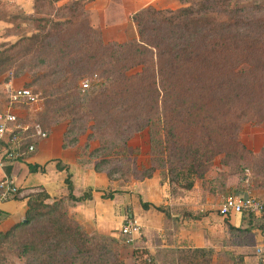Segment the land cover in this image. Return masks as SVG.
Instances as JSON below:
<instances>
[{"label": "trees", "instance_id": "1", "mask_svg": "<svg viewBox=\"0 0 264 264\" xmlns=\"http://www.w3.org/2000/svg\"><path fill=\"white\" fill-rule=\"evenodd\" d=\"M71 1L80 4L82 0ZM233 1L181 0L182 6L175 10L141 9L130 17L137 36L122 43L103 42L86 21L72 31L73 22L57 20L55 15L35 19L33 34L22 39L29 42L23 56L35 50L41 54L42 59L30 69H46L32 81L34 86L44 83L37 87L42 92L38 97L42 112L36 125L46 133L56 123L68 121L62 147H74L84 129L80 112L86 107L94 133L87 136L84 148L90 140H98L99 147L89 157L96 161L95 171L104 172L110 183L118 170L107 169L108 160L99 159L100 154L114 147L126 149L128 141L144 130L152 149L161 157L167 155L158 158L157 165L178 171L172 183L181 189L191 190L194 180L202 178L218 156L225 165L231 160L237 165L245 162L264 181V147L253 158L254 153L237 136L241 120L254 116L264 124V11L256 17L258 8L249 10L238 6L245 0L232 5ZM13 27L6 28L11 35H3L9 41L17 38ZM11 60L1 53L0 67ZM86 73L93 74L98 84L77 94V82ZM76 95L80 102L74 112L70 106ZM27 145L22 143L21 149ZM28 170L36 173L38 167L28 166ZM154 170L149 168L140 178L150 179ZM65 184L69 194L51 203L43 190L28 196L24 220L0 232V244L15 240L20 253L32 258L27 264H66L60 254L62 243L87 239L65 206L89 196H72L69 174ZM113 193L102 198L111 200ZM141 207L166 211L150 203ZM252 230L253 226L229 227L231 234L247 242L253 240ZM73 247L76 253L70 261H77L81 258L77 245Z\"/></svg>", "mask_w": 264, "mask_h": 264}, {"label": "rangeland", "instance_id": "2", "mask_svg": "<svg viewBox=\"0 0 264 264\" xmlns=\"http://www.w3.org/2000/svg\"><path fill=\"white\" fill-rule=\"evenodd\" d=\"M50 1L51 0H32L34 6L32 10H35L33 15H30V17L18 16L11 23L12 25L10 28L14 26L12 31L19 39L16 38L15 41L8 40L0 42V54L5 52V54L12 59L10 65L0 67L1 105L6 103L5 86L7 84H11L12 87L18 89L27 88L32 92H37V96L39 98L41 97L42 92L41 90H38L37 87L42 86L44 83L34 86L32 85V81L34 75H41L45 73L46 69L45 67L30 69L38 63L39 59H42L41 54L35 50L31 52L30 55L23 56V51L29 47V42L22 38H24L23 36H31V34H33L34 28L37 26L34 22L35 19L47 18V16L55 15L57 20H70L73 22L74 26L71 27L72 31L78 30L80 24L84 21H86L87 24L89 23L88 13L85 8L88 3L93 0H82L80 4H73L74 2L71 0H62L58 3H51ZM234 1L232 2V5L234 4ZM3 2L1 3L2 5L5 4ZM180 5L182 6L181 0ZM238 6L249 10L258 8L259 11L256 13V17H259L264 11V0H245L244 2L238 3ZM12 9L14 8L12 7ZM12 9L9 11L5 10L4 15L7 17L8 14H14L15 10ZM67 27L68 26H66V28ZM6 31L7 29L4 30L3 35L9 33ZM96 32L105 43H122L137 36V29L132 20L129 25L121 26L120 29H108L102 32ZM11 34L12 33H9L8 35ZM12 42L15 43L13 44ZM22 64H24L23 69ZM84 82L88 84V89L86 90H90L93 85L98 84V79L93 74L86 73L77 82V94H83L86 92V90L83 91L82 88ZM98 88L99 87H95V89ZM79 102V96L76 95L70 109L77 112V109L75 108ZM29 108H32L33 110ZM17 112H20L21 123L29 125L30 127L29 131L26 133L24 132L25 134L23 133L26 140L24 139L20 142V148H22V143L24 142L28 144L24 148H28L29 145L36 142L35 138L30 139L31 137L29 136L31 133L29 134V132L33 131V126H37L35 122L37 120V115L42 112V103L39 101V103L30 107H20ZM86 113L87 108L84 107L80 112V115L84 118V122H82L84 129L79 132V140H85V137L87 138L88 135L94 133V130L90 129L92 124L89 122ZM228 119L234 122V119L231 118V116H229ZM238 125V140L248 150L254 153L253 158H257L259 151L264 147V124L257 123L254 116H250L244 119V121H239ZM67 126L68 121L58 122L53 125L49 131L46 130V135L52 133L53 130H62L64 127L66 131ZM9 135L10 133L8 136ZM11 137L12 136L10 135L8 138ZM28 139L30 140L27 141ZM83 146H85V142H83ZM98 147V140L92 139L88 143V148L84 149L87 153H90L89 150L93 151ZM158 158H167V155L161 157L158 155V151L152 149L147 130L135 134L128 141L126 149L114 147L110 152H102L99 157V159L108 160V164H106L107 169L118 170V172L112 176V188L108 189V193L106 192L105 195L110 192L117 193L119 192V188L123 187H127L128 190H130L133 183L146 180L140 178L142 173L151 167L155 168L150 179L155 180L157 186L162 189V200L159 201L158 199L159 191H156L155 193L154 190L152 191L150 199L158 203L157 207L164 208L166 211L162 213L150 208L149 214L163 216V225L166 227L164 228L166 231L168 229L169 231H174L173 229L176 224L175 219L172 218L174 215H179L181 219H186L187 221H196L193 220V218H198L197 220H199L203 215L209 212L219 215L221 204L225 198L229 196L237 194L243 195L246 192H249L250 197L260 201L261 199L258 195L264 194V181L255 177L251 172L250 167L245 162L237 165L236 160H231L225 165L222 156H218L214 159L212 166L204 173L203 177L194 180L192 189L184 190L172 183L179 172L176 171L172 173L171 171H168L170 165H165L164 167L157 165L158 161L156 160H158ZM37 192H41V190L35 188L28 196ZM126 194L128 205L125 217L127 218L129 214H132V216L140 222L139 217L142 213L141 210H143L141 207V196L134 194L133 191H127ZM61 198L62 197L54 200L50 199L49 202L51 203ZM70 204L71 202H67V205L65 206L67 210L70 208ZM166 212L169 213L168 216H166ZM188 216H191L192 219ZM244 216L246 217V220H251V224L258 226H262L263 224L262 215L258 217H249L244 214ZM70 218L75 220L73 216H70ZM139 224L141 226V231L133 242H129L127 238L122 237L119 234V230L110 235H101L97 232H92L91 229L81 227L87 239L80 242L76 238H73L75 242L69 240L62 243V251L60 254L63 257H61L66 264H84V262L85 264H106L114 261H120L122 264H238L237 260L233 259L230 253L224 255L219 254L216 256L209 251L186 248L178 249L174 246H170V244H168L170 247L166 246L167 248L165 250L158 248V251L150 254L147 249H144L145 247L141 243L144 240L145 229L142 228L141 223ZM167 224H170L171 227L168 228ZM149 235V238H154L152 233ZM148 236H146V238ZM151 238L150 240H152ZM9 242V244H0V264H27L28 262H31L32 258L26 257L25 254L20 253L15 240H10ZM75 245H77V253L81 259L70 261V258H74L76 253V249L73 247ZM35 258L36 257L33 259ZM60 262L62 261H59V263Z\"/></svg>", "mask_w": 264, "mask_h": 264}, {"label": "crops", "instance_id": "3", "mask_svg": "<svg viewBox=\"0 0 264 264\" xmlns=\"http://www.w3.org/2000/svg\"><path fill=\"white\" fill-rule=\"evenodd\" d=\"M2 2L5 4L2 5ZM147 7L178 9L181 5L180 0H93L88 3L85 10L88 13L89 25L94 30L102 32L108 29L117 30L121 26L129 25L131 15ZM32 8V0H0V42L9 40L3 36V33L6 28L10 27L11 22L18 16H32L34 13ZM11 9L15 10V13L8 14L6 17L5 10ZM1 104L0 102V109H6L7 103ZM19 108L15 107L13 111L21 121L20 112H17ZM64 132L65 127L62 130H53L45 138L35 139L36 142L32 144L33 152H27V148L21 149L22 156L19 159L4 164L0 178L4 175L12 178L18 187V195L0 203V232H5L24 220L28 195L35 188L45 191L51 200L67 196L69 191L65 180L68 174L72 196L75 199L83 198L85 195L89 196L86 201L71 203L68 209L69 215L73 216L82 227L91 229L92 232L110 235L119 230L126 218L127 191H133L134 194L141 196L142 203H152L158 206V203L151 200L150 196L153 190L155 193L159 191L158 199L161 201L162 189L153 179L133 183L130 190L127 187L119 188V192L113 193L111 200L103 199L102 196L108 193V189L112 186L104 172L95 171L96 161L89 157V153L83 146V142L86 143V137L85 140H79L76 146L64 149L62 147ZM5 141L8 142L9 138L6 137ZM7 146L4 145L5 148ZM28 166L38 167V171L30 173ZM60 167L63 169L60 170ZM248 196H250L249 192L234 195L237 199ZM258 197L264 204V194ZM141 211L139 223L145 229L144 240L141 243L150 254L158 251V248L165 250L167 247L174 246L178 249L209 251L216 256L230 253L236 257V260H240L241 264H264V213L261 228L251 224L250 219L246 220L244 215L223 218L209 212L196 221H187L181 219L179 215H174L172 216L176 223L174 231H169V229L166 231L163 216L149 214V210ZM167 226L171 227L170 224ZM252 226L253 240L250 242L229 232V227L247 229ZM151 233L154 237H150L152 240L149 238Z\"/></svg>", "mask_w": 264, "mask_h": 264}, {"label": "built area", "instance_id": "4", "mask_svg": "<svg viewBox=\"0 0 264 264\" xmlns=\"http://www.w3.org/2000/svg\"><path fill=\"white\" fill-rule=\"evenodd\" d=\"M83 91L88 89V84H82ZM5 97L7 107L0 109V172H2L4 164L13 162L22 156L20 142L25 138L21 136L24 132L29 131V125L21 123L19 117L13 111L15 107H30L38 103V96L27 88H14L11 84L5 86ZM33 134L31 137L45 138L46 133L42 132L38 126H33ZM12 136L9 141H5L8 134ZM4 145H8L6 148ZM32 145L28 146L27 152H33ZM5 161V162H4ZM18 195V187L12 178L2 176L0 178V203L6 202ZM264 213V204L256 199L248 196L246 198H235L229 196L225 198L219 208V215L228 218L232 215H250L261 216ZM141 226L139 222L129 216L124 219L119 228V234L133 242L139 235Z\"/></svg>", "mask_w": 264, "mask_h": 264}]
</instances>
